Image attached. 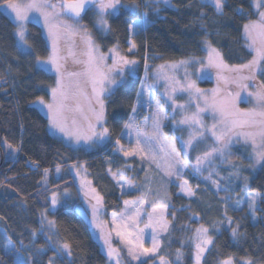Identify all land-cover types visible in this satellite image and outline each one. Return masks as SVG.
<instances>
[{
  "label": "trees",
  "instance_id": "obj_1",
  "mask_svg": "<svg viewBox=\"0 0 264 264\" xmlns=\"http://www.w3.org/2000/svg\"><path fill=\"white\" fill-rule=\"evenodd\" d=\"M172 2L170 6L162 0H121L126 7L110 15L107 34L94 28L95 17L89 10L75 26V33L62 36L60 54L62 71L66 73L68 109L78 102V96L83 99V93L88 95L89 79L67 73L84 72L91 33L104 53L117 50L128 59L138 61L134 73L128 74L106 97L107 140L103 147L92 152L72 148L53 136L48 117L34 107L40 98L50 101L47 88L56 84V77L47 70L40 71L37 63L50 54L42 28L37 23H29L27 42L31 51L23 52L15 37V23L0 14V264H13L18 255L28 264H49L53 258L57 264H108L89 221L78 212L73 200H61L57 211L49 214L54 219L58 243L69 245L71 255L51 246L40 233L42 213L51 207L53 193L76 190L71 176L58 182L51 179L50 186H43L45 170L54 173L58 167L86 164L109 220L112 214L124 210L125 201L139 199L138 186L145 183L146 187L148 178L158 174L157 163L164 151L149 135H144V126L159 114V126L169 139L173 140L180 133L172 126L170 108L167 106V110L162 111L156 100L147 98L148 92L141 83L145 65L146 74L150 75L158 64L201 57L206 43L218 49L225 63L232 67L239 68L253 60L254 51L248 47L244 30L246 24L259 18L252 6L253 0H223L222 11L200 0ZM133 4L136 7H131ZM138 20L147 23L145 32L131 37L129 25ZM130 40L136 45L134 53H128ZM261 67L264 68V64ZM215 72L216 78L222 79L218 78V70ZM239 73L253 75L247 69H240ZM225 74L220 72L221 77ZM247 81L256 90L258 85L264 84V73L256 71L254 79ZM144 99L149 100L144 102ZM248 106L254 107L255 102ZM143 109L152 114L149 120L143 118L137 122ZM127 124L134 127H125ZM138 130H142L139 136ZM3 143L11 145L12 155H7ZM260 148L254 150L249 146L247 151L253 154ZM233 150L235 154L231 159H241L237 155H241L243 147L235 146ZM119 170H124L126 178L136 185L134 190L120 191L112 178V173ZM222 173L226 177L219 183L224 185V191L216 192L212 185L202 186L198 179L192 180V187L201 185L191 199L179 195L175 186L167 188L169 230L162 239L158 258L164 257L168 264H196L197 250L192 241L195 230L203 226L208 229L213 244L201 256L200 264H220L227 260L234 264L249 261L264 264V161L257 162L255 174L244 171L247 176L244 182H237L231 171L225 173L222 169ZM244 191L260 195L254 209V222L246 213V206L241 211L235 210ZM236 227L238 231L233 236L232 229ZM2 234L13 244L11 251L6 250ZM125 256L123 254V264H142ZM143 264L156 263L148 260Z\"/></svg>",
  "mask_w": 264,
  "mask_h": 264
},
{
  "label": "rangeland",
  "instance_id": "obj_2",
  "mask_svg": "<svg viewBox=\"0 0 264 264\" xmlns=\"http://www.w3.org/2000/svg\"><path fill=\"white\" fill-rule=\"evenodd\" d=\"M173 0H162L167 5L172 6ZM202 2H209L212 3L211 0H200ZM53 2H57L53 0ZM214 4V3H212ZM2 5V4H0ZM253 6V2H252ZM254 10L257 12L255 7L253 6ZM92 11V15L94 18V28L103 34H107L109 27L107 29L103 28L98 23V10L95 6L90 8ZM110 14L105 16V19L109 25V17L110 15H116L119 13H113L111 9L108 10ZM0 14H5L4 9L0 7ZM13 22L15 23L16 28V21L14 19V14H11L10 11L7 14ZM259 20V18H258ZM255 21V22H258ZM143 22L144 27L137 31L135 29H130V36L133 37L139 32H145L147 23L144 20H138V22ZM34 22L37 23L43 31V36L49 46L50 54L52 52V39L49 37L48 30L44 27L43 20L39 17L37 13H30L29 20L26 22V36L28 34V26L29 23ZM15 37L17 40L18 47L23 52H30L31 47L27 44H21L19 38L15 33ZM90 37V41H89ZM247 42L250 41L247 39ZM133 40H130L128 45L131 46ZM91 45V49L89 47ZM59 48V55L61 57V39L58 42ZM129 49V48H128ZM210 49H215L217 52L220 53V56L223 60V63L228 66V68L223 69L221 72H225L226 74L223 76L222 79L216 78V70L215 68H205L201 71V64L199 61L203 60L204 63H207V58L209 55ZM91 50V54L93 57L96 58V64L99 69L100 73L107 74L110 79H114L116 81L115 84H107L106 86L110 89V93L125 79V77L130 74L134 73L136 68L138 67V61L134 65H121L118 63L121 57L128 59L126 56L120 54L117 50H111L107 53H104L101 47L98 45L97 41L94 38V35L91 33L88 36L87 40V61L89 59L88 53ZM204 54L201 57H191L188 59H183L180 61H190L188 65H180V61L175 62H167L163 64H158L150 75L146 74L147 71V64L144 67V73L142 75L141 83L144 90H147V98H151L156 100L155 102L162 107V111L167 110L166 107L168 106L171 110V114H168L169 117H173L174 122L172 123L173 128L176 132H180L179 135L172 140L169 139L164 132L162 131L161 127L159 126L158 132L154 129V120H151L148 125L144 126V131L148 133V135L153 139L155 142L158 143L159 146L163 148L164 154L158 161L157 165L159 164L160 167H156L158 174L155 175V178H148L143 185H139L138 189L141 193L139 199L128 200L124 202V210L120 214H112L109 220L105 217V209L103 205V200L98 194L97 190L94 188L93 183L88 175L87 166L84 163L74 164L66 168H59V172L57 168L51 172H46L44 174V178L42 181L43 186H50L51 179L55 180L56 182L60 181L62 178L66 176H71L74 178L76 184V190H64V191H57L54 192L57 203L53 206L51 203V207L42 213V229L40 233L44 234L49 242H51V246H55L57 250H61L62 246L57 238L55 233V224L54 219L49 215L50 213H55L57 209L62 204L60 201H70L73 200L77 203L76 207L78 212H80L88 221L92 230V234L98 244L100 245L101 250L108 258V264H123L122 258L123 254H125L126 258L135 262H145L148 260L155 261L156 264H161L160 258H158L163 237L168 233L169 230V221L167 219L169 215V205L165 200L167 196V188L172 185L177 187L178 194L184 196L187 199H191L194 197L195 189L202 186L210 187L213 186L216 192L224 191V185L219 183V180H223L226 175L222 173L225 170L226 172L231 171L233 173V178L237 180V182H244V178L247 176L245 175L244 171H250V173H256L257 170V161L255 158V152L250 154L247 151L249 146L253 145L251 142H245L242 138L237 139L235 137L232 138L230 144L225 146L223 143L216 140L213 136V125H216V131L219 133L221 128L223 127L220 123V117L218 114L214 115L211 108H208L205 105V98L211 101L213 92H216L217 99H222L226 97L229 93L233 95L240 91L241 97L246 98L242 99L238 102L237 106L244 110V109H251L252 106L243 105L253 103L254 100L251 97H247V92L255 91L252 89L251 85L247 80L242 81V83L248 84L247 90H241L237 83L232 82V78L236 77L237 75L246 76L244 73H235L229 71L228 69L233 68L232 66L225 63L221 52L214 48L209 44H204L203 46ZM136 52V47L131 52L128 50V53ZM256 53L254 52V56ZM48 56V57H49ZM43 59L41 61H46L48 59ZM134 60V59H128ZM114 61L117 63L114 64ZM61 63V60H60ZM264 62L261 63L263 65ZM172 65H177V67H172ZM40 67V66H39ZM123 68V71H120V68ZM47 71L52 73L57 80V74L54 70H51V65H45ZM242 70V69H241ZM119 73V74H118ZM151 79V80H150ZM227 79V82H226ZM190 82H195L197 88H199L203 92V96H200L195 91H181L182 87H186V85ZM212 84H206L211 83ZM146 83V85H145ZM206 84V85H205ZM56 87V84L52 87L47 88L49 94L51 95L50 101H45L41 104L40 100L34 103V107H36L40 112L46 115L49 119V123L51 120V114L49 109L46 107L47 104L52 103V88ZM100 85L97 84L96 88L99 90ZM146 88V89H145ZM175 88L176 91L173 92L172 89ZM109 92H105L102 95V99L104 100V120L101 124H96L95 118L92 114L91 109L98 110L99 105L96 103L95 99V92L93 91V84L91 80H89V91L88 95L85 93L82 94L83 99L76 98L78 102L73 104L69 111L66 112L67 116V127L72 130L76 131L77 129L83 133H86L88 130V125L91 122L95 126V130L97 132L101 131L102 128H106L105 126V106H106V97L110 94ZM150 96H149V95ZM169 96L172 99H169ZM149 98V99H150ZM146 99V98H145ZM144 99V102L147 100ZM173 99L175 100L176 105H184L183 108L176 107L175 111H173ZM197 105L201 109H206L205 111L199 112V124H180L179 121L184 119L185 117H191L193 114L198 112ZM146 109V108H145ZM148 109V107H147ZM149 111V112H148ZM152 111L146 110L140 112L137 122L141 119L145 118V120H149ZM87 117V118H86ZM75 120L76 124L73 125L72 121ZM139 128L142 127L141 123L138 124ZM50 132L56 138L64 141L67 145L71 146L75 149H83L85 151H96L105 145L107 140V135L102 139H97L93 137L91 141H84L80 140L79 142L72 136H67L64 133L59 132L58 130L54 129L50 123ZM202 134V135H198ZM157 136L159 137L157 139ZM192 137L191 145L185 147V141H188L189 138ZM3 146L6 150L7 155L13 154V149L9 147L8 144L3 143ZM174 146L176 150V155L178 156L181 165H187V167H181V165H177L176 168L179 169L180 176L177 178L176 175L167 176L165 175V169L168 162L171 160V152L172 147ZM235 146H242L243 152L238 154L240 158L231 159L234 157V150ZM261 147L259 139L257 140V146ZM213 149H218V151H213ZM264 150L262 147L257 149L256 151ZM210 152L211 155L207 158H204V153ZM248 152V153H247ZM197 157H201V162L197 165ZM248 160V162H244ZM262 162V161H261ZM175 168L173 171L175 172ZM126 172L124 170H119L117 173H112V178L116 181L117 185L120 188L122 193L132 191L136 187V185L131 182L129 179L126 178ZM198 179L201 180L202 183H198L195 187H192V180ZM245 186V184H244ZM191 193V194H189ZM240 195V194H236ZM260 195L255 193H248L244 191V194L241 196V200H239L238 204L236 205V211H241L244 206L247 207L246 213L254 222V209L256 207V203L259 201ZM53 198V195H52ZM51 198V200H52ZM127 202V203H126ZM64 203V202H63ZM250 204L252 205L250 207ZM155 208V211H154ZM137 213H139L137 218ZM151 214L154 218V222L152 226L146 227L149 223L148 216ZM137 219L138 226L137 227H129L125 229V224H131L129 218ZM53 223H49V222ZM166 225L167 231H163L162 227ZM228 227L230 224L227 225ZM201 228L198 227V229ZM139 229H143V233L139 232ZM155 229V232L153 231ZM236 231H238L236 227ZM117 232H120L125 240H132L133 244L129 245L127 243L122 242L121 237L117 236ZM128 232H133V236H128ZM156 235V238L159 242V248L157 249L154 255H140L142 249H138L135 247L140 241L136 239L137 235L140 236V239L143 242L144 248H151L152 247V236ZM209 235V233H208ZM210 236V235H209ZM50 238V239H49ZM1 240L4 241L5 245H7L6 250L11 251L13 248V244L10 243L4 234L1 235ZM105 240L108 242L105 243ZM213 241V238H212ZM55 242V243H54ZM196 244L199 243V239L197 238V230H195L193 241ZM213 244V242H212ZM212 244L207 245V249L212 246ZM133 248V252L139 255V259L133 260L132 256L129 255V248ZM197 250V249H196ZM65 254L68 255L67 251L69 249L63 250ZM112 252V255L109 256V252ZM196 257V256H195ZM201 260V259H200ZM229 261V260H227ZM52 264H57L56 259L51 260ZM224 262V261H223ZM221 262L220 264H223ZM168 264V263H167ZM179 264V262H178ZM230 264H234L232 260H230ZM242 264H248V262H242Z\"/></svg>",
  "mask_w": 264,
  "mask_h": 264
},
{
  "label": "snow or ice",
  "instance_id": "obj_3",
  "mask_svg": "<svg viewBox=\"0 0 264 264\" xmlns=\"http://www.w3.org/2000/svg\"><path fill=\"white\" fill-rule=\"evenodd\" d=\"M214 3V6L217 11H222L223 9V0H211ZM90 6H95L98 10V23L103 28L107 29L109 27L105 16L110 14L108 12L109 9L112 10L113 13L120 11L126 7V5L121 3V0H57V2H53V0H3V4L0 5L4 9L5 15H7L10 11L11 14H14V19L17 22L15 33L19 38L21 44H27V36H26V22L29 20L30 13H37L39 17L43 20L44 27L48 30L49 37L52 39V52L46 61L37 60L40 71H45V65H51V70H54L57 74L56 87L52 88V103L47 104L46 107L49 109L51 114V126L58 130L61 133H64L67 136H72L76 139L77 142L80 140L91 141L93 137L97 139H102L108 134L107 128H102L101 131L97 132L95 130V126L90 122L88 125V130L86 133L81 132L80 130L72 131L67 127V116L66 112L69 111L68 105L66 101L68 100V92L66 90V86L64 83L65 72L62 71V65L60 60L62 59L59 55L58 42L64 35H70L77 31L76 25H79V20L82 16V13H86ZM253 6L257 10L259 20L258 22H253L251 24H246L244 26L245 35L247 39L250 41L248 47L252 49L256 55L253 57V60L248 64L241 65L239 68L233 67L228 69L232 72L239 73L240 69H247L249 73L253 75L249 76H241L237 75L232 78L233 83H237V86L241 90H247L248 84L242 83L245 80L254 79V73L256 71H261L264 73V68L261 67V63L264 62V0H253ZM131 7H136L133 4ZM144 27V23L138 21H132L129 25L130 29H135L137 31L141 30ZM90 41V37H89ZM91 49V45L89 44ZM135 43H131L129 47V51L131 52L135 49ZM89 59L86 62L87 67L85 68L83 73H67L69 76H86L89 80H91L93 84V91L95 92L96 103L99 105L98 110H94L90 108L92 114L95 118L96 124H101L104 120V100L101 98L103 93L109 92L110 89L106 86L107 84H115L116 81L114 79H110L107 74L100 73L96 64V58L92 56L91 50L88 53ZM117 63L114 61V64ZM121 65H134L136 63L135 60H128L124 57L120 58L118 62ZM180 65H188L190 61H180ZM201 64V71L205 68H215L218 70V78H223L220 76V72L223 69L228 68L226 64L223 63V60L220 56V53L215 49H210L209 55L207 58V63L205 64L203 60L199 61ZM172 67H177V65H172ZM120 71H123V68H120ZM119 74V73H118ZM227 82V79H226ZM99 84V90H97L96 85ZM181 91H195L200 96H203V92L196 87L195 82H190L186 85V87H182ZM173 92L176 91L175 88L172 89ZM247 97H251L255 106L251 109H240L237 104L242 99H246L241 97L240 91H237L234 95L229 93L226 97L222 99H217L216 92H213V96L211 101L205 98V105L208 108H211L214 115L218 114L220 117V123L223 126L219 133H217L216 125H213L212 134L216 138L217 141L223 143L225 146L231 143L232 138L235 137L237 139H243L245 142H251L254 150L257 146V140L259 139L260 145L262 149H264V84H260L256 87L255 91L247 92ZM169 99H172L169 96ZM40 103L43 104V98H40ZM173 111H175L176 107L183 108L184 105H176L175 100L173 99ZM198 112L193 114L191 117H185L180 120V124H199V112L205 111L206 109H201L199 105H197ZM135 111V109H133ZM87 118V117H86ZM159 120L160 116L157 114L154 117V129L158 132L159 129ZM73 125L76 124V121H72ZM125 127L132 128L134 125L127 124ZM142 130L137 131V135H140ZM144 135L147 136L148 133L144 132ZM202 135V134H198ZM159 137L157 136V139ZM192 137L189 138L188 141H185V147L191 145ZM139 143V141H138ZM11 147V145H9ZM172 147V152L170 154L171 160L168 162L165 175L172 176L176 175L177 178L180 176L179 169L176 168L177 165H181V162L176 155V150L174 146ZM141 151H143L141 149ZM213 151H218V149H213ZM128 154V153H126ZM210 152L204 153V158L210 156ZM255 158L257 162L264 161V150L255 151ZM154 159V158H153ZM201 162V157H197V165ZM157 167H160L158 164ZM181 167H187V165H181ZM176 169L175 172L173 169ZM59 167L57 171L59 172ZM47 172V170H45ZM191 194V193H189ZM57 203V199L55 194H53L52 204L53 206ZM127 203V202H126ZM252 205L250 204V207ZM155 211V208H154ZM139 213H137L138 218ZM131 224H125V229L129 227H137L138 222L137 219L129 218ZM149 223L146 227L152 226L154 222V218L151 214L148 216ZM50 224L53 222H49ZM163 231H167V226L164 225L162 227ZM155 232V229H153ZM140 233H143V229H139ZM233 236L236 235V229H232ZM35 235V233H33ZM128 236H133V232H128ZM117 236L121 237L122 242L127 243L129 245L133 244L132 240H125L124 236L117 232ZM197 238L199 239V243L196 244V264H200V259L203 253L207 250V245L212 244V237L208 235V229L201 226V228L197 229ZM10 239V238H9ZM50 239V238H49ZM136 239L140 241L135 245L136 248L142 249L140 255H154L159 248V242L154 234L152 236V247L144 248L143 242L140 239V236L137 235ZM108 241L105 240V243ZM22 243V241L20 242ZM7 248V245H5ZM69 249V245L64 244L62 246V251ZM129 255L132 256L133 260L139 259V255L133 252V248H129ZM68 255H71V252H68ZM112 255V252H109V256ZM179 258V256H178ZM161 264H167L164 260V257H160ZM13 264H28V261L22 255H18L16 259L13 261ZM49 264H52L50 261ZM143 264V262H142ZM223 264H230L229 261H224ZM248 264H251L249 261Z\"/></svg>",
  "mask_w": 264,
  "mask_h": 264
},
{
  "label": "flooded vegetation",
  "instance_id": "obj_4",
  "mask_svg": "<svg viewBox=\"0 0 264 264\" xmlns=\"http://www.w3.org/2000/svg\"><path fill=\"white\" fill-rule=\"evenodd\" d=\"M56 1H57V0H56ZM89 10H91V9H89ZM89 10H88V11H89ZM82 16H83V15H82ZM82 16H81V17H82ZM250 104H252V103H249V104H245V103H244L243 105H250Z\"/></svg>",
  "mask_w": 264,
  "mask_h": 264
},
{
  "label": "water",
  "instance_id": "obj_5",
  "mask_svg": "<svg viewBox=\"0 0 264 264\" xmlns=\"http://www.w3.org/2000/svg\"><path fill=\"white\" fill-rule=\"evenodd\" d=\"M91 7H92V6H90V8H91ZM90 8H89V9H90ZM84 14H85V13H82V15H84Z\"/></svg>",
  "mask_w": 264,
  "mask_h": 264
}]
</instances>
